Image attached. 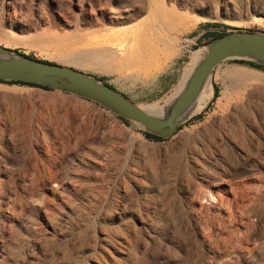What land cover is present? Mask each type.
Masks as SVG:
<instances>
[{"label":"rangeland","instance_id":"374dc122","mask_svg":"<svg viewBox=\"0 0 264 264\" xmlns=\"http://www.w3.org/2000/svg\"><path fill=\"white\" fill-rule=\"evenodd\" d=\"M209 23L264 32V0H0L1 47L142 108L177 93ZM106 46L110 71L71 61ZM239 59L161 141L77 94L0 82V264H264V68Z\"/></svg>","mask_w":264,"mask_h":264},{"label":"water","instance_id":"95a60500","mask_svg":"<svg viewBox=\"0 0 264 264\" xmlns=\"http://www.w3.org/2000/svg\"><path fill=\"white\" fill-rule=\"evenodd\" d=\"M204 56L183 80L177 93L168 101V113L157 117L149 114L109 82L73 66L31 58L1 47L0 52L15 56L0 59V79L41 84L77 94L98 103L115 115L137 123L145 131L169 137L194 114H187L202 90L211 80L214 69L230 58H243L264 66V32L233 30L209 40Z\"/></svg>","mask_w":264,"mask_h":264},{"label":"bare ground","instance_id":"6f19581e","mask_svg":"<svg viewBox=\"0 0 264 264\" xmlns=\"http://www.w3.org/2000/svg\"><path fill=\"white\" fill-rule=\"evenodd\" d=\"M152 1V0H151ZM152 2H150V4H149V6L151 7V4ZM162 7V6H161ZM156 8V7H155ZM151 9V8H150ZM156 10V9H155ZM152 11V10H151ZM155 14H156V19H158V20H160V19H162V20H164L167 16H169V15H172L170 12H169V10L166 8V7H163V8H160V9H157L156 10V12H154ZM151 15H152V13H151ZM153 16V15H152ZM112 19H113V17H112ZM164 28H167L168 30L170 29V26L168 25L167 26V24H165V27ZM163 28V29H164ZM152 35H153V32L151 33ZM158 34V33H157ZM155 36V35H154ZM158 36V35H157ZM114 38V37H113ZM160 38V37H159ZM111 39V38H110ZM104 43H111L110 41L109 42H107V40H105V42ZM153 44V43H152ZM105 47V46H104ZM151 47V46H150ZM151 50H153V49H151ZM201 50H203V53H202V57L200 58V59H196V57H197V52L198 51H201ZM206 50H207V48L206 47H201V48H198L197 50H196V52H195V55H194V57H193V60L191 61V63H190V66H189V68L187 69V71H186V75H188L191 71H192V69L195 67V65L198 63V62H200L201 60H202V58H203V56H204V53L206 52ZM93 51V50H92ZM92 51H90L89 53H90V55L89 56H93V58H87L86 57V59L85 58H83V56H75V57H73V56H71V57H73L72 59H71V61L73 62V63H75V64H77V65H79V66H81L83 69H94V66H95V61L97 60V61H100V63H101V65H102V67H101V69L103 70V71H110L112 68H113V66H112V64L111 63H109V59H110V57H112V55H113V53H116V52H112V50H109L108 49V47L106 46V48H99V49H95L93 52ZM151 53V52H150ZM117 54V53H116ZM153 54V53H152ZM13 56H15L14 55V53H12V52H0V59H2V58H4V59H6V58H10V57H13ZM113 57H115V58H118V56L116 57V56H113ZM68 58V57H67ZM66 58V60H70V58H68L67 59ZM93 59H95V60H93ZM112 59V58H111ZM119 59V58H118ZM70 61V62H71ZM186 77L187 76H185L184 78H183V80H185L186 79ZM210 79L208 78L207 80H206V82L204 83V85H203V87H202V90H201V92L199 93V95H198V97L196 98V100H195V102H194V104L192 105V107L189 109V111H188V113L187 114H194V110H195V106H196V103H197V101L199 100V98H200V96H201V94H202V92H203V90L205 89V87L207 86V83H208V81H209ZM211 81V80H210ZM212 83V82H211ZM150 105H152V104H150ZM155 105H157L158 107H161V108H159L158 110H159V112H157V113H160V114H157V115H154V114H151V113H149V114H151V115H154V116H157V117H161V116H165L167 113H168V102H164L163 104H155ZM142 106H144V105H142ZM142 106L140 105L139 107L140 108H142ZM143 109V108H142ZM160 109H162V110H160ZM144 110V109H143ZM146 111V110H145ZM147 112V111H146Z\"/></svg>","mask_w":264,"mask_h":264},{"label":"trees","instance_id":"16d2710c","mask_svg":"<svg viewBox=\"0 0 264 264\" xmlns=\"http://www.w3.org/2000/svg\"><path fill=\"white\" fill-rule=\"evenodd\" d=\"M206 29H208L209 27L211 28H220L221 30L217 31V30H206L203 34H202V37H207L208 40H212L214 38H217V37H220V36H223L225 35L227 32H226V28H228L229 26L226 25V24H221V23H209V24H206ZM31 58H36L32 55H27ZM40 60H43V61H48V60H44V59H40ZM238 62H242V63H248V64H251L253 66H256V67H259V68H264L263 65L261 64H258V63H255V62H252L250 60H244V59H239V60H236ZM100 79L104 80L105 81V78L104 77H99ZM0 82L1 83H19V84H27V85H31V86H39V87H42V88H45V89H48L49 87L45 86V85H41V84H33V83H28V82H21V81H7V80H2L0 79ZM111 86H113L112 84H110ZM218 97V89L214 86V92H213V97H212V100L217 98ZM196 117H199V116H196ZM124 123H129L128 120L122 118V117H119ZM144 136L146 138H149V139H152V140H155V141H161L163 140L164 138H162L161 136H158V135H155V134H152L148 131H145L143 130L142 131Z\"/></svg>","mask_w":264,"mask_h":264},{"label":"crops","instance_id":"0c3cea01","mask_svg":"<svg viewBox=\"0 0 264 264\" xmlns=\"http://www.w3.org/2000/svg\"><path fill=\"white\" fill-rule=\"evenodd\" d=\"M206 30H217V31H219V30H221L220 28H208V29H205L204 30V32L206 31ZM203 32V33H204ZM202 38H204V37H202ZM202 53H203V50H201V51H199L198 52V55H197V57H196V59L198 58V59H200L201 57H202ZM180 77L178 78V79H176V81L172 84V90H176L178 87H180L181 86V84H182V82H183V78L185 77V76H187L186 75V72H184V73H182V74H180L179 75ZM242 77H247V76H242ZM174 86V87H173ZM176 86V87H175ZM213 92H214V89H213ZM212 97H213V95H212ZM157 102H153V104H156ZM159 108H161V107H158V106H155V105H150V106H145V107H143V109L144 110H146L147 112H149V113H151V114H154V115H157V114H160V113H157V112H159ZM160 110H162V109H160Z\"/></svg>","mask_w":264,"mask_h":264}]
</instances>
